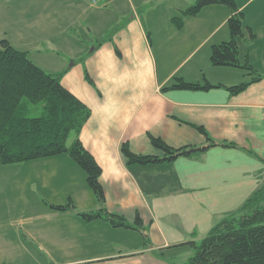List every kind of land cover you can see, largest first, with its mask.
<instances>
[{"label": "crops", "instance_id": "1", "mask_svg": "<svg viewBox=\"0 0 264 264\" xmlns=\"http://www.w3.org/2000/svg\"><path fill=\"white\" fill-rule=\"evenodd\" d=\"M234 1L243 14L240 58L248 54L262 77L237 94L225 87L251 77L209 60L211 46L229 39L226 5L182 16L185 7L174 0H0V40L26 51L45 72L65 70L62 86L89 108L79 139L101 168L105 197L97 202L85 171L67 153L0 163V264H171L162 253L189 247L184 243L196 241L264 184V0ZM146 11L153 12L149 26L142 20ZM129 14L111 40L96 46ZM173 17H181V28ZM176 78L220 86L169 88ZM149 134L174 148L211 141L235 146L127 163L125 142L134 154L163 156ZM69 200L71 210L50 207ZM98 209L131 225L138 214L141 224L115 227L79 215Z\"/></svg>", "mask_w": 264, "mask_h": 264}, {"label": "trees", "instance_id": "2", "mask_svg": "<svg viewBox=\"0 0 264 264\" xmlns=\"http://www.w3.org/2000/svg\"><path fill=\"white\" fill-rule=\"evenodd\" d=\"M210 4L226 5L231 12L227 19L229 39L211 46V65L240 68L251 77L248 81L225 87L230 94H237L262 77L256 73L248 54L243 59L240 58L238 39L243 36V14L237 11L235 1L195 0L181 14L194 16ZM145 7L146 5L138 7L136 12H141ZM132 17L133 14L122 17L103 37L95 40L96 46L111 40L114 33ZM171 20L177 28L182 27L181 17H173ZM247 29L249 38H255L252 30ZM116 52L119 54L117 49ZM64 72L65 70L53 73L43 71L28 59L26 51L15 49L6 39L0 40V163H22L67 153L85 171L88 187L97 202L103 204L104 190L99 181L101 168L79 139L80 130L88 119L90 110L62 86L61 77ZM85 78L93 84L87 72ZM218 86L220 85L206 81L200 84L176 78L169 88L208 90ZM32 105H40L38 115H30ZM194 127L206 135L201 126ZM70 135H73L72 141L67 145ZM149 139L153 146L163 151V156L134 154L125 142L121 145V152L127 163L147 165L173 161L179 157H187L192 152L204 151L209 146H235L232 142L211 141L207 146L187 145L174 148L150 134ZM50 207L66 211L73 209V204L69 200L65 205ZM79 215L85 221L100 218L115 227L138 229L141 224L138 214L135 224L131 225L122 215L109 213L105 209L82 212ZM184 244L193 249L187 264H264V184L253 190L235 211L214 224L199 242L191 240Z\"/></svg>", "mask_w": 264, "mask_h": 264}, {"label": "rangeland", "instance_id": "3", "mask_svg": "<svg viewBox=\"0 0 264 264\" xmlns=\"http://www.w3.org/2000/svg\"><path fill=\"white\" fill-rule=\"evenodd\" d=\"M176 3L183 5L185 8L190 6L188 5V3H186V0H174ZM189 2V1H187ZM156 7V5H155ZM156 11V10H154ZM153 13L151 11H146L145 15L142 16V20L144 22L145 25L149 26V23L151 22V20H149V14ZM154 15H156L157 17H159V13L156 11L153 13ZM151 14V15H153ZM243 72V70H242ZM241 72V73H242ZM244 73V72H243ZM39 106L40 105H32V112L30 113V115H38L39 114ZM72 137L73 135H70L69 138L67 139V145L70 144V142L72 141ZM207 233V232H206ZM205 232L196 235L195 239L197 242H199V240L201 238H203L206 235ZM193 254V249L190 247H178V248H170L168 249V251H166L164 254L162 253V256L164 258H166L167 260L170 261L171 264H187V260L188 258Z\"/></svg>", "mask_w": 264, "mask_h": 264}, {"label": "built area", "instance_id": "4", "mask_svg": "<svg viewBox=\"0 0 264 264\" xmlns=\"http://www.w3.org/2000/svg\"><path fill=\"white\" fill-rule=\"evenodd\" d=\"M107 2V0H91L92 4H105Z\"/></svg>", "mask_w": 264, "mask_h": 264}]
</instances>
